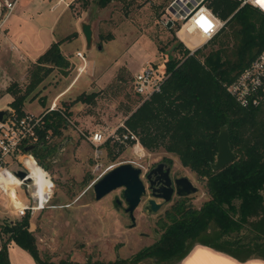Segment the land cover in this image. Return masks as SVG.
<instances>
[{"label":"rangeland","instance_id":"374dc122","mask_svg":"<svg viewBox=\"0 0 264 264\" xmlns=\"http://www.w3.org/2000/svg\"><path fill=\"white\" fill-rule=\"evenodd\" d=\"M56 1L19 0L11 11V29L16 31V36L21 35L22 40L30 43V60H35L36 55L38 57L49 47L50 44L42 52L38 51L49 36L57 41L65 34L79 31L78 38L64 41V51H73L64 54L69 60L66 74L54 68L27 96L23 105L24 112L33 114L46 112L54 105L56 108L67 107L70 112L62 135L49 139L57 150L47 163L48 168L45 169L35 158L52 180V207L29 218V229L36 237L41 254H46L52 261L69 259L85 263L100 260L114 264L158 239L164 213L173 203L183 198L186 203L199 207L207 199V193L204 181L183 166L175 154L163 148L154 151L144 148V158L138 159L129 144L113 141L97 146L92 144L91 133L101 131L107 134L117 130L127 114L139 105L141 100L134 94L132 82L143 65L151 64L161 73L168 55L173 54L171 46L176 41L193 47L202 39L190 35L192 26L180 31L179 23L167 26L169 15L166 8L172 0L116 1L104 8L94 3L84 6L78 0H63L60 7L50 10ZM64 5L67 11L59 15ZM58 15L53 33L49 28ZM233 42L228 50L233 49ZM217 46L208 43L204 52ZM78 52L84 60L77 56ZM33 63L30 62L23 76L16 80L10 68L3 72L0 65V83L5 81L6 84L0 86V110L10 106L12 95L5 91L10 84L16 82L21 90L25 88L27 73ZM60 92L64 93L60 95ZM91 92H98L93 102L74 101L80 94ZM161 160L171 164L173 178L188 177L197 187L196 193L187 197L173 195L152 214L142 209L148 197L146 194L134 211L133 227L124 211L126 204L122 189L95 200L92 185L110 165L135 161L146 170ZM8 167L11 171L22 169L19 162L11 159H8ZM116 199L121 203L116 204ZM12 209L0 195V228L9 220L19 219ZM0 236L6 238L4 234ZM9 244L12 264H37L26 251ZM137 264L154 262L146 259Z\"/></svg>","mask_w":264,"mask_h":264},{"label":"trees","instance_id":"16d2710c","mask_svg":"<svg viewBox=\"0 0 264 264\" xmlns=\"http://www.w3.org/2000/svg\"><path fill=\"white\" fill-rule=\"evenodd\" d=\"M78 1L84 6L94 3L104 8L125 0ZM206 5L226 21L224 26L192 54L181 41H176L163 68L161 91L144 101L134 92L141 101L123 124L147 150L163 148L175 154L183 166L204 181L207 199L199 207L183 198L177 200L164 213L158 239L114 264H137L146 259L154 264H173L197 243L239 260L264 259V101L257 107L243 108L226 90L227 84L264 48V15L249 5L240 6V0H207ZM73 37L75 33L52 42L37 57L28 70L23 90L16 82L6 88L12 95L9 107L24 113L27 96L54 68L66 74L69 60L60 45ZM232 41L233 49L228 50ZM208 43L218 46L204 52ZM97 95L98 92L82 93L74 101L93 102ZM69 115L65 107L43 116L32 154L45 169L57 150L49 139L62 135ZM223 125L228 127L229 143L236 157L213 172L210 164L215 160L216 138ZM0 234L6 235L5 239L0 236V264H10L11 242L26 250L37 264H109L100 260H50L41 254L29 229L28 216L5 222Z\"/></svg>","mask_w":264,"mask_h":264},{"label":"built area","instance_id":"2783aa9c","mask_svg":"<svg viewBox=\"0 0 264 264\" xmlns=\"http://www.w3.org/2000/svg\"><path fill=\"white\" fill-rule=\"evenodd\" d=\"M206 2L207 0L205 2L204 0H172L166 8L169 15L167 19L171 20L173 24L179 23L178 31L183 27L188 30L189 26H192L190 35L200 36L202 39L201 43L193 47L186 45L190 54L212 39L226 22L213 13ZM15 4L16 0L0 1V34L2 33V21L11 13ZM244 5H249L264 15V3H260L258 0H240V6ZM77 56L84 60L80 52L77 53ZM164 80L163 71L160 73L151 64L143 65L134 75V92L142 98V101L147 100L161 91ZM226 90L243 108L257 107L264 101V48L234 80L227 84ZM54 109H56L55 105L46 112ZM4 111L6 117L3 121L0 120V195L8 205L12 206V211L17 218L24 216L31 218L39 211L52 207L50 205L53 193L52 180L46 170L37 163L32 152L25 151L26 146L35 145L38 142L39 130L43 127V116L46 112L19 114L12 107H8ZM90 141L96 146L107 141L129 144L138 159L145 156V149L138 137L124 124L107 134L93 131ZM141 150H144L143 156L139 154ZM8 159L22 165V169L18 171H23L24 177H19L16 174L18 171L9 169ZM128 162L139 166L144 171L143 173L146 172L143 170L144 167L135 161ZM33 167L42 171L46 180L43 185L35 179L32 172ZM112 167L114 165H110L105 171Z\"/></svg>","mask_w":264,"mask_h":264},{"label":"water","instance_id":"95a60500","mask_svg":"<svg viewBox=\"0 0 264 264\" xmlns=\"http://www.w3.org/2000/svg\"><path fill=\"white\" fill-rule=\"evenodd\" d=\"M206 0H204L205 2ZM172 21L167 22L170 27ZM6 117V112L0 110V120L3 121ZM217 153L215 160L210 164L211 170L216 172L229 163H231L236 155L231 149L229 143L228 127L223 125L219 129L216 138ZM59 148V147H58ZM35 145L25 147L26 152H32ZM164 163H158L154 168L146 173V180L149 187L146 188L142 174L143 171L139 166L130 162L120 163L102 174L93 185L95 200H100L110 192L120 188L122 189V198L126 204L124 211L130 219V226H135V209L141 204L142 199L150 190V196L147 197L142 205L143 211L147 214L157 212L165 203L169 202L174 194L179 197H187L190 194L196 193L197 187L186 176L171 179L169 176V168L162 173ZM16 174L19 177H24L23 171H18ZM116 204H120V200L116 199Z\"/></svg>","mask_w":264,"mask_h":264},{"label":"crops","instance_id":"0c3cea01","mask_svg":"<svg viewBox=\"0 0 264 264\" xmlns=\"http://www.w3.org/2000/svg\"><path fill=\"white\" fill-rule=\"evenodd\" d=\"M17 1L19 0H16V2ZM62 4L63 0H57L51 6L50 10H55ZM65 11H67L66 5H64L59 15ZM59 15L53 20L49 28L50 30H52L53 33L55 32ZM11 16L12 14L10 13L2 21V33L0 34V65H2L3 67V72L6 71L7 68H10V73L12 74L13 79L16 80L17 77L20 78L21 76H23L22 74L24 70L29 67L30 62L33 63L37 59V55L35 60H30V43L26 42V40L24 39L22 40L21 35L16 36V31L11 29ZM71 33H75L76 38L79 37V31L75 30ZM71 33L63 35L60 39L70 35ZM51 42H54L53 36H49L48 41L44 43V45H42V47H40L38 51L42 52L48 44H51ZM64 43L65 42L60 45L62 53L65 55L68 53H72L73 51L70 50L64 51ZM4 83L5 81H2L0 83V86H6V84ZM62 93L64 92H60L59 94L62 95ZM11 243L13 245H16L13 242ZM8 257L10 264H12L10 259L9 246ZM173 264H264V259L260 257H250L245 260H239L225 252L216 250L207 245L197 243L190 249V251L186 254L184 258Z\"/></svg>","mask_w":264,"mask_h":264},{"label":"flooded vegetation","instance_id":"af4514ba","mask_svg":"<svg viewBox=\"0 0 264 264\" xmlns=\"http://www.w3.org/2000/svg\"><path fill=\"white\" fill-rule=\"evenodd\" d=\"M161 162H163L164 163V165H163V167H162V173H164L166 170H167V168H169V176L171 177V179H175V178H173L172 177V175H171V164L170 163H168V162H166V161H159V162H157V163H155V164H153L152 166H150L148 169H146V172L145 173H143L142 174V177H143V180H144V183L146 184V188H148L149 187V184H148V181L146 180V178H145V176H146V173L149 171V170H151L152 168H154L158 163H161ZM147 194H148V197L150 196V190H147ZM174 195H176V194H174ZM177 196V195H176ZM177 197H179V196H177ZM166 204V203H165Z\"/></svg>","mask_w":264,"mask_h":264},{"label":"bare ground","instance_id":"6f19581e","mask_svg":"<svg viewBox=\"0 0 264 264\" xmlns=\"http://www.w3.org/2000/svg\"><path fill=\"white\" fill-rule=\"evenodd\" d=\"M143 153H144V150H141L139 152V154L141 156H143ZM32 172H33V174H34L35 179L37 180V182H39L41 185H43L45 183V179L43 178V175L41 174L40 169L37 168V167H33L32 168Z\"/></svg>","mask_w":264,"mask_h":264},{"label":"snow or ice","instance_id":"6c2138e0","mask_svg":"<svg viewBox=\"0 0 264 264\" xmlns=\"http://www.w3.org/2000/svg\"><path fill=\"white\" fill-rule=\"evenodd\" d=\"M258 2H260V3H264V0H258Z\"/></svg>","mask_w":264,"mask_h":264}]
</instances>
